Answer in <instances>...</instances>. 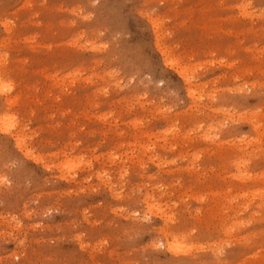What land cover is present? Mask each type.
I'll list each match as a JSON object with an SVG mask.
<instances>
[{
    "label": "rangeland",
    "instance_id": "374dc122",
    "mask_svg": "<svg viewBox=\"0 0 264 264\" xmlns=\"http://www.w3.org/2000/svg\"><path fill=\"white\" fill-rule=\"evenodd\" d=\"M0 78V264H264V0H0Z\"/></svg>",
    "mask_w": 264,
    "mask_h": 264
},
{
    "label": "bare ground",
    "instance_id": "6f19581e",
    "mask_svg": "<svg viewBox=\"0 0 264 264\" xmlns=\"http://www.w3.org/2000/svg\"><path fill=\"white\" fill-rule=\"evenodd\" d=\"M0 79H1L0 81H3V80H4V79L2 80V78H0ZM8 81H9V80H8ZM8 81L5 80L3 83H2V82H0V83H2V85H3L4 83H6V85H8V84H9V83H7ZM2 85H1L0 87H1V88L3 87V91H4V87H5V85H4V86H2ZM9 86H12V84H11V85L9 84ZM11 88H12V87H11ZM5 89L8 91V88H5ZM0 90H2V89H0ZM9 90H10V89H9ZM10 95H11V94H10ZM11 97H12V96H11ZM7 98H8V97H7ZM10 99H11V98H10ZM10 99H9V100H10ZM9 100H6V101H8L7 104H8L9 102L11 103V102L13 101L12 99H11V101H9ZM15 100H16V99H15ZM12 103H13V102H12ZM5 114H6V113H5ZM7 114H9V113H7ZM7 114H6V115H7ZM3 115H4V112H3ZM3 115H2V118H1V115H0V121H1V122H3V120H1V119H3ZM9 115L12 116V114H9ZM4 116H5V115H4ZM15 116H16V115H15ZM12 117H13V119H15V120L12 122V124H13V123L17 120V118H15L14 115H13ZM12 117L9 118V119H7V117H5V119H4V122H5V123L3 122L4 124L2 123V125H1V123H0V126H2L1 128H4L3 126H5L6 128H8L7 125H8V126H9V125L11 126V124H9V123H11V121H12V120H11ZM6 119L9 120V122H7ZM10 120H11V121H10ZM17 122H18V121H17ZM6 123H7V124H6ZM5 124H6V125H5ZM15 124H16V122H15ZM17 124H18V123H17ZM10 126H9V127H10ZM11 127H14V126L12 125ZM4 129H5V128H4ZM4 129H3V130H4ZM8 129H9V128H8ZM8 129H6L5 131L7 132ZM10 129H11V128H10ZM12 129H13V128H12ZM0 130H2V129H0ZM3 130H2V131H3ZM10 132H11V131H10ZM20 133H21V132H20ZM16 134H17V132H16ZM18 134H19V133H18ZM18 134H17V135H18ZM22 134H23V133H22ZM22 134H21V135H22ZM14 135H15V134H14ZM21 135H20V136H21ZM15 136H16V135H15ZM15 136H14V137H15ZM17 137L19 138V136H17ZM17 137H15V138H17ZM22 137H23V135H22ZM22 137H21L20 139H21V140H24L25 138L22 139ZM20 139H17V140L19 141ZM17 140L15 139V141L17 142L16 144L21 143L22 146H23V143H25V141L22 143V142H20V141L18 142ZM19 145H20V144H19ZM19 147H20V146H19ZM25 148H26V147H25ZM24 151H25V150H24ZM24 153H25V152H24ZM30 153H31V151H30ZM32 153H33V152H32ZM32 153H31V154H32ZM27 154H29V152H28ZM27 154H26V155H27ZM32 155H33V154H32ZM38 155H39V154H38ZM40 155H41V154H40ZM40 155H39V156H40ZM36 157H37V155H36ZM63 161H64V160H63ZM67 161H68V160H67ZM65 162H66V161H65ZM58 164H60V163H58ZM70 164H71V163H70ZM72 165H73V164H72ZM62 169H63V168H62ZM62 169H61V170H62ZM63 170H64V169H63ZM101 177H102V176H101ZM172 244H173V243H172ZM174 246H175V245H174ZM179 247H181V245H180ZM170 248H171V247H170ZM184 248L186 249V247H184ZM171 249H172V248H171ZM178 249H179V248H178ZM172 250H173V249H172ZM174 250H175V249H174ZM179 250H180V249H179ZM183 250H184V249H183ZM180 251H182V249H181ZM175 252H176V250H175ZM178 252H179V251H178Z\"/></svg>",
    "mask_w": 264,
    "mask_h": 264
}]
</instances>
